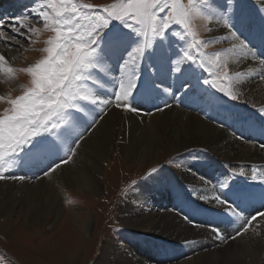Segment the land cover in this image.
I'll return each mask as SVG.
<instances>
[{
    "label": "rangeland",
    "instance_id": "374dc122",
    "mask_svg": "<svg viewBox=\"0 0 264 264\" xmlns=\"http://www.w3.org/2000/svg\"><path fill=\"white\" fill-rule=\"evenodd\" d=\"M76 2L92 4L100 8L115 3L117 0H76ZM182 2L186 4L187 0H182ZM204 2L205 0H197L198 8ZM213 2L219 9L226 7V0H213ZM259 4L260 0H235V10L228 17L230 25L239 38L244 40L249 48L255 52L256 58L254 60L251 55L245 57L242 53L230 52L229 49H231L232 44L228 38L227 30L217 26L213 21L210 22L204 13L197 11L190 21V26L197 38L205 42L204 47L198 50L199 53H202L205 60L209 62L218 59L219 63L227 64L229 75L234 77L235 90L239 86V83L236 84L235 82L237 80L235 73L246 74L244 62L253 64L255 62L259 68L264 69V63H262L264 60V13L258 8L257 5ZM35 6V0H0V19H3V23L7 26L14 17L27 16L34 26L42 27V24H39L32 14V9ZM209 28L212 30L209 31ZM181 32L183 34L182 29ZM49 34L51 33L45 31L41 34V39H46ZM135 43L133 34L118 22L109 26L104 35L102 48L103 53L109 59L113 73L118 72L120 61ZM179 43L178 38L169 37L167 45L158 44L155 53L149 52L146 55L141 66L140 80L141 91L144 94L142 99H149L146 103L148 110L139 109L138 114L137 112H128L123 107L117 108L115 104L90 106L95 108L94 115L99 119V123L95 127L87 128L84 139L80 141V147L76 150L77 154L71 162L62 165L50 176H43L41 173L42 166L26 159H21L16 168L5 172L6 175L20 174L27 178L24 181H0V184L5 182L10 186L19 188L16 197L20 199L17 205L13 207L11 214V219L15 221L13 225L5 226L6 219L0 218V264H139V248L140 251L143 248L152 249L153 246H159L163 241L156 238L155 228V230L148 229L145 233L137 232L136 225H139L137 222L142 218L144 221L147 220L146 217L152 214L149 213L150 208L154 209L156 218L160 217L161 213L167 214L172 211L183 216L181 210L176 209L175 205L188 203V198H192L193 194L188 183L182 180V174H190L192 176L189 178L190 181L196 182L201 175L209 172L210 176L221 180L227 176H232L233 172L243 170L245 173V168L242 165L227 166L220 157L202 147L187 148L177 152L171 151L169 149L172 140L160 143L159 150L147 160L141 157L130 160L121 156L118 148L121 142H118V139L106 153L105 159H101L94 152L88 153L86 145L90 142L89 139L93 137V131L101 127L102 120L110 111L121 109L120 111H125L132 116L140 115L146 118L158 112L162 113L167 109L156 111L157 101L163 96H167L170 100V96L155 89L153 81L170 87L171 91L181 100L180 103L175 102V106L182 112L199 117L218 129L224 128L221 123L227 122V118H230L233 124H237V127L243 128L252 119L259 116L264 117V113L261 114L259 111L264 108L263 105L242 102L240 97L237 101H231L221 94L203 87L197 80L199 73L194 69H189L190 75L178 76L176 83L173 84L168 75L170 68L167 64V57L169 55L172 58L178 56ZM42 46L38 43L35 46L32 44L16 50L5 49L0 45V52H3L8 57L11 66L17 69L14 74L15 79H13L16 83L15 88H11L4 80L6 76L0 73V96L7 97L11 94L15 98L22 92L23 86L30 81V77L26 73H20L19 69L34 63L42 55L36 51V48ZM193 51L197 50L194 49ZM231 56L235 63L233 68L228 63V58L232 59ZM153 71L155 76H153ZM255 78L251 79V83L264 82L261 77ZM101 79L104 80L103 77ZM185 79L188 80L190 87L182 93L181 85ZM98 92L101 98H104L106 89H98ZM144 106L143 109H145ZM6 107H8L6 99L0 101V113ZM101 116L102 118H100ZM242 123L245 125H241ZM225 130L233 136L232 129L225 128ZM85 160L89 162L91 160L96 164L95 169L88 166L89 168L84 171L92 178H89V182L84 180L81 172H77L86 167L83 165ZM177 163L180 167H177ZM152 167H159V172L142 180L141 177L149 172ZM64 173H67V180L60 183L57 176ZM239 179L240 176L232 177L234 180L233 190H238L243 185L236 182ZM91 180L96 181V184H93ZM134 180L137 184L133 191L128 192V189L133 187L131 182ZM36 190L44 191L37 196L45 193L54 195L57 200L56 210L53 209L49 216H43L39 219L34 228L27 231L16 229V231L15 228L19 223L16 220L23 208L22 204L28 199L29 193ZM159 190L168 191V195L170 193L169 196L173 198L172 205L157 210L152 202H149L148 205L143 201L137 202L138 199L142 198L141 194L147 195L148 192L146 191L154 195ZM34 201L35 203L40 202L37 198ZM124 201L125 203L131 202V210H124ZM73 212L81 217L79 218L80 221L78 218L72 219ZM7 215L6 218L9 217V213ZM184 224L190 228L209 231V224L203 219L197 221L187 219ZM254 224L257 226L252 231L259 227L258 221H255ZM194 225H201V227ZM151 230L153 232H150ZM245 234L242 232L237 235V239L244 237ZM177 244L174 245L175 247L178 246L177 250H174V247L169 248L173 251L168 250L166 252L165 249L162 252L159 250L156 253L158 255L156 256V264H175L176 261H180L184 255L179 249L180 245ZM247 246V244L243 245L247 252H250L251 249ZM262 261H264V250L259 262L256 263L264 264ZM146 264L153 263L147 262Z\"/></svg>",
    "mask_w": 264,
    "mask_h": 264
},
{
    "label": "snow or ice",
    "instance_id": "6c2138e0",
    "mask_svg": "<svg viewBox=\"0 0 264 264\" xmlns=\"http://www.w3.org/2000/svg\"><path fill=\"white\" fill-rule=\"evenodd\" d=\"M35 4L32 14L42 27L34 26L27 16L14 17L7 26L0 19V45L5 49L19 50L32 45L41 30L50 31L54 37L58 35L59 39H54L50 44L52 51L46 54L41 63L53 65L60 61H71V67L57 89L37 94L35 74L39 66H27V75L33 78L32 87L23 96L6 99L9 107L6 112L0 113V145H3L0 147V181H24L27 178L20 174H5L7 170L16 168L21 159L41 165L43 176H50L62 165L71 162L87 128L99 123L94 115L95 108L90 106L115 104L117 108L123 107L128 112L139 114L137 97L144 98L141 91V66L147 53H155L158 44L167 45L169 37L180 41L178 56L167 57L170 68L168 75L173 84L178 76L190 75L189 69H194L199 73L197 80L203 87L237 101L239 94L227 64L219 63L218 59L209 62L198 51L205 42L197 38L190 26L191 18L197 11L204 13L210 22L215 21L227 30L232 44L230 52L256 58L255 52L239 38L229 23L228 17L235 10V0H226L224 9L217 8L213 0H205L199 8L197 0H187L186 4L182 0H117L100 8L76 0H35ZM257 6L264 13V0H260ZM114 22L127 29L136 40L120 61L116 73L112 72L102 48L105 32ZM194 49L197 51L194 52ZM16 71L8 57L0 52V73L11 81L15 79ZM242 75L240 72L235 73V79ZM261 78L264 79V75ZM153 87L170 96L171 100L181 102L169 86L153 81ZM188 87L190 84L185 79L181 92L187 91ZM98 89H106L104 98H101ZM0 99L5 98L0 96ZM167 107H171V103L162 98L156 103L155 109L164 111ZM259 111L264 113V108ZM177 167H180L178 163ZM159 170V167H152L141 179H147ZM244 175L243 170L233 172L232 176L225 177L219 183V194L200 197L201 200L214 201L222 206L219 210L227 217L243 221L231 239H236L242 232L247 233L253 222L264 220V211L257 210L258 215L242 216L243 209L224 197L232 177ZM256 179L257 176L252 175V180ZM131 183L133 187L128 192L133 191L137 184L135 180ZM260 183H264V177ZM208 227L214 239L226 242L227 237L218 225L209 224Z\"/></svg>",
    "mask_w": 264,
    "mask_h": 264
},
{
    "label": "bare ground",
    "instance_id": "6f19581e",
    "mask_svg": "<svg viewBox=\"0 0 264 264\" xmlns=\"http://www.w3.org/2000/svg\"><path fill=\"white\" fill-rule=\"evenodd\" d=\"M228 59L229 65L233 68L235 65L233 57ZM244 64L246 74L235 81L236 84L239 83L236 91L240 95V100L245 103L249 102V104L264 106V82L251 83L252 78L264 75V69L259 68L255 62L254 64L244 62ZM248 66L249 68H247ZM4 80L11 88H15L16 83L14 80L9 81L6 77ZM243 81L244 84H242ZM162 98L168 99L167 96ZM137 101L139 109L142 111L148 110L146 103L149 99H142L139 96ZM169 102L171 107H167L164 112H158L146 118L140 115L132 116L125 111H120L121 109L110 111L102 120L101 127L93 131V137L89 139L90 142L86 145L88 153L94 152L101 159H105L106 153L114 146L116 139L121 142L120 146H118L120 155L130 160L138 157L147 160V158L153 157L159 150L160 143L162 144L163 141L167 140H172L169 150L174 152L187 148L202 147L220 157L227 166L239 164L245 168V175L240 176V179L236 181L243 185L238 190H233L234 180H231L229 189L224 192V197L229 201L235 202L243 209L241 215L258 214L257 210L264 211V183H260V179L264 177V147H261V145H264V117L259 116L252 120L250 119L251 121L246 125L242 123L241 125H245L243 128L237 127V124L234 123V125L231 119L227 118V122H220L224 128L218 129L204 122L199 117L182 112L175 106L177 101L170 98ZM161 103H163V100H161ZM142 105H145V109H143ZM225 128L232 129L233 136L229 135ZM83 165L86 167L77 169V172H81L84 180L89 182L91 177L84 171L90 166L95 169L96 164L91 160L90 162L85 160ZM77 172L74 171V173ZM209 173L201 175L196 182L190 181L189 178L192 177L190 174L181 175L182 180L188 183L193 194L192 198H188V203L175 205L176 209L181 210L180 212L183 216L172 211L167 214L161 213L160 217L156 218L154 209L150 208L149 213L152 214L146 217L147 220L144 221L142 218L137 222L139 224L136 225L137 232L145 233L148 229H156V238L163 241L159 246H153L152 249L143 248L140 251L139 248V264H146L147 262L156 264V256H158L156 253L159 250L164 252L165 249L167 250L166 252L168 250L173 251V249L177 250L178 246H174L177 243H179L177 245H180L179 249L184 256L180 261H176L175 264H258L256 262H259L264 250V220H258L259 227L255 228V231L252 230L257 224L255 225V222H253L252 227L244 237L231 239V236L237 232L243 221L237 220L235 217H227L224 212L219 210L222 206L214 201L200 199L204 195L219 194V183L224 181L210 176L211 174ZM254 174L257 176L255 181L252 180V175ZM57 178L60 183H64L67 180V173L57 176ZM95 182L94 180L92 181L93 184H96ZM18 189L16 186H10L5 182L0 184V218L6 219L5 226L15 223L11 219V214L13 207L20 200L16 197ZM38 191H31L28 199L23 202V208L20 210L19 217L16 220L19 223L15 230H30L35 227L34 225L39 219L43 216H49L53 209L56 210V197L47 193L37 196L39 193H44L42 190ZM151 191L153 192L154 190ZM146 192L147 195L141 194L142 198L138 199L137 202L143 201L147 205L152 202L157 210L173 204V198L169 196L170 193L168 195L166 190L164 192L161 190L159 192L156 191L154 195L149 191ZM36 198L40 202L35 203L34 200ZM131 206V202H123L124 210H131ZM8 213L9 217L6 218ZM71 216L74 220H76L75 218H81L75 212ZM185 217L196 221L203 219L208 224L218 225L227 237L226 242L214 239L210 230L203 231L185 225L184 223L187 221ZM150 232L153 231L151 230ZM188 241H191V243H186ZM242 243L247 244L251 251L247 252L246 247H243L244 244ZM162 256L164 257V255Z\"/></svg>",
    "mask_w": 264,
    "mask_h": 264
},
{
    "label": "clouds",
    "instance_id": "9594fccd",
    "mask_svg": "<svg viewBox=\"0 0 264 264\" xmlns=\"http://www.w3.org/2000/svg\"><path fill=\"white\" fill-rule=\"evenodd\" d=\"M44 30H41L40 34L35 38V41L33 45L36 44H42V47L36 48V51L41 53L42 55L35 60L34 63L29 65L28 67H37V72L35 74V82H36V93L40 94L42 91H54L57 89L60 84L63 82L62 77L69 71L71 67V61H60L58 64L49 65L47 63H41L44 60V57L46 54H49L52 49H50V44L53 43L54 39H59V36L56 37L53 36V33L50 31H47L51 34L47 36L46 39H41V34L44 33ZM59 46V45H57ZM79 51V49H77ZM28 67H23L19 69L20 73H26L28 72ZM30 77V76H29ZM33 85V78L30 77V81L23 86V90L19 95H16L15 97L23 96L24 93L30 89ZM5 99H11L13 98L11 94H9L7 97H4ZM5 99H0V101H4ZM9 107V105H8ZM8 107L4 108L3 112H6ZM2 112V113H3ZM0 147H3V145H0Z\"/></svg>",
    "mask_w": 264,
    "mask_h": 264
}]
</instances>
